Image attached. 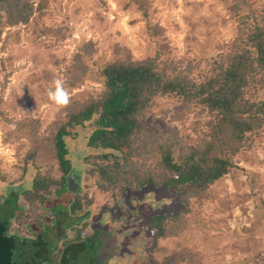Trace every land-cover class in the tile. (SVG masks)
<instances>
[{
  "label": "trees",
  "instance_id": "16d2710c",
  "mask_svg": "<svg viewBox=\"0 0 264 264\" xmlns=\"http://www.w3.org/2000/svg\"><path fill=\"white\" fill-rule=\"evenodd\" d=\"M45 1L0 0V43L6 27L27 24L45 8ZM127 1L136 6L146 22L145 32L149 44L155 47L154 54L135 60L129 50L117 48L121 55L95 70L91 60L94 43H81L62 87L69 92L95 76L101 90L83 102L65 106V117L53 124L44 141H37L34 132L28 135L32 145L24 159V172L35 173L25 188L11 187L6 200L0 197V240L6 237L18 243L24 264L84 260L87 245L97 240L94 264H109L116 255L117 238L111 225L90 235L85 233L84 223L74 239L53 248L55 251L50 248L54 246L51 235L45 233L46 225L61 220V211L67 207V203L58 207L56 199L72 197L69 215L73 217L67 219L73 221L67 225H79L89 215L75 197L80 191L71 193L67 189L71 173L76 179L75 174L87 169L96 188L114 199H123L126 193L149 185L174 189L180 210L174 216L154 215L147 222L154 236L169 238L182 231L178 222L191 212V200L200 199L212 185L236 170V157L264 128V7L259 9L253 0H218L236 25L235 37L215 57L197 61L170 57L165 29L152 23L150 0ZM167 99L180 105L182 114L197 110L208 115L207 130L200 139L194 141L177 127L164 126L161 119L149 115L159 101ZM79 128L86 129L85 152L82 166L75 173L67 144L79 135ZM42 150L49 153L50 163H35ZM20 198L24 200L22 205ZM24 208L34 214L44 211L38 215L39 220L24 222L45 225L43 230L32 239L8 236L10 221L20 217ZM80 210L83 213L77 216ZM48 212L54 218L50 222Z\"/></svg>",
  "mask_w": 264,
  "mask_h": 264
},
{
  "label": "rangeland",
  "instance_id": "374dc122",
  "mask_svg": "<svg viewBox=\"0 0 264 264\" xmlns=\"http://www.w3.org/2000/svg\"><path fill=\"white\" fill-rule=\"evenodd\" d=\"M150 1L152 23L165 29L169 55L175 60L210 59L235 37L236 25L218 0ZM253 1L259 9L264 7V0ZM45 3V8L27 24L6 27L1 36L0 197L11 187L25 188L35 173L24 172V159L32 145L28 135L34 132L37 141H44L53 124L65 117V106L83 102L101 90L93 76L69 92L62 87L68 94L66 102L56 103L49 98L57 82L62 86L66 81L72 56L81 43H94L91 60L95 70L119 57L122 51L117 48L129 50L135 60L155 51L145 32L146 22L127 0ZM180 108L174 100L167 99L159 101L149 115L161 119L164 126L177 127L194 141L200 139L207 130L208 115L197 110L182 114ZM78 131L79 135L67 144L75 172L82 166L85 152L86 129ZM50 162L49 153L44 150L35 161L41 165ZM236 165V170L212 185L203 197L191 200V212L178 222L182 231L169 238L154 236L147 222L154 215L174 216L180 210L174 189L149 185L126 193L123 199H114L99 191L95 179L87 174V169H82L78 173L81 192L75 197L83 203V210L93 200L89 209H95L94 223L102 221L104 227L111 221L117 225V253L109 264H264V128L245 144L236 157ZM44 171L41 170L43 174ZM54 173L58 175L56 170ZM70 198L62 196L55 200L58 207L65 203L67 207L63 209L64 218L60 217L59 225L63 226L53 232V237H59L51 241L52 251L59 249V242L67 241L64 226L69 228V235L75 236V230H71L74 224L67 225L73 221L66 217ZM20 201V205L24 204L23 198ZM83 210L76 212L77 216ZM41 211L34 214L24 208L15 224L39 220ZM47 214L52 216L51 212ZM10 225H14L13 219ZM103 227L95 229L106 228ZM97 242L87 245L88 250L82 254L84 260H72L69 264H94Z\"/></svg>",
  "mask_w": 264,
  "mask_h": 264
},
{
  "label": "flooded vegetation",
  "instance_id": "af4514ba",
  "mask_svg": "<svg viewBox=\"0 0 264 264\" xmlns=\"http://www.w3.org/2000/svg\"><path fill=\"white\" fill-rule=\"evenodd\" d=\"M76 173V172H75ZM75 175H78V174H75ZM76 181H77V183H78V177L76 176ZM68 182V181H67ZM78 191H80L81 192V188H79L78 189ZM77 191V192H78ZM11 192V189H9V191H7V194L5 193V195H4V197H1V201H4V200H6V198H7V195L9 194ZM79 192V193H80ZM79 193H77L75 196H77ZM21 199V198H20ZM20 202L21 201H19V204H20ZM44 211H41V213H40V215L43 213ZM61 215L63 216V211H61ZM47 217H48V214H47ZM67 217V216H66ZM64 218V217H63ZM17 219V218H16ZM16 219L14 218L13 219V222H14V225H8V228H7V235L8 236H11V237H18V238H28V239H32V238H35L36 237V235L40 232V230H43L42 228L45 226V225H26V224H23V225H16L15 223H16ZM52 219H54V218H52V217H48V221L50 222ZM59 222H60V219H56L55 221L53 220V223L51 222V225H46V226H48V228L45 230V233L48 235V234H50L51 233V236H49V237H51V240H54L55 239V236H57L56 238L58 239V237H59V234H56L54 237H53V232L54 231H56L59 227H62L63 225H59ZM98 224H100V225H103V222L102 221H99L98 223H94L93 221H89L88 223H87V225H91L90 227H89V229H90V231H85V233L86 234H90V235H92L93 234V232H94V230H95V227H98ZM81 223L78 225V227H79V229L80 228H82L81 227ZM107 225H111V227H113V232L115 231V226L117 227V225H113V223L110 221V222H108V224ZM75 226V225H74ZM63 230L62 231H64V230H66L67 229V226H64L63 228H62ZM69 233V232H68ZM114 235H115V237H117L116 236V234H115V232H114ZM75 236H76V234H75ZM75 236L73 235H69L68 234V238H67V240H72V239H74L75 238ZM85 236V235H84ZM61 243L59 242V245H60ZM58 245V246H59ZM57 260V259H56Z\"/></svg>",
  "mask_w": 264,
  "mask_h": 264
},
{
  "label": "water",
  "instance_id": "95a60500",
  "mask_svg": "<svg viewBox=\"0 0 264 264\" xmlns=\"http://www.w3.org/2000/svg\"><path fill=\"white\" fill-rule=\"evenodd\" d=\"M80 185L77 183L74 173L68 177L67 189L71 193H75ZM21 241V240H20ZM20 246L13 244L11 239L4 237L0 240V264H24L20 254Z\"/></svg>",
  "mask_w": 264,
  "mask_h": 264
},
{
  "label": "clouds",
  "instance_id": "9594fccd",
  "mask_svg": "<svg viewBox=\"0 0 264 264\" xmlns=\"http://www.w3.org/2000/svg\"><path fill=\"white\" fill-rule=\"evenodd\" d=\"M67 92L60 86L59 82H57L55 91L49 92V98L56 103H63L67 101Z\"/></svg>",
  "mask_w": 264,
  "mask_h": 264
},
{
  "label": "crops",
  "instance_id": "0c3cea01",
  "mask_svg": "<svg viewBox=\"0 0 264 264\" xmlns=\"http://www.w3.org/2000/svg\"><path fill=\"white\" fill-rule=\"evenodd\" d=\"M136 18H138V17H136ZM76 192H77V191H76ZM89 199H91V198L89 197ZM90 201H91V203H89V206L85 209V210H89L88 218H87L86 220L82 221L81 224H84V223L87 224V223L89 222V220L92 221V217L95 216V215H94V213H95V209H94V208L89 209V208L92 207V206L90 207V205H92V201H93V200L91 199ZM94 201H95V200H94ZM90 216H91V218H90ZM69 217L72 218L73 216L69 215V210H68L67 218H69ZM69 226H72V225H69ZM82 226H83V225H81V227H82ZM86 226H87V227H86V231H87V230L90 231L89 227H90L91 225H86ZM72 229L75 230V234H76V230L79 229V227H78V225H77V226H74V225H73V227H71V230H72ZM65 231H66V230H65ZM68 232H69V228H67V238H68V234H69Z\"/></svg>",
  "mask_w": 264,
  "mask_h": 264
}]
</instances>
